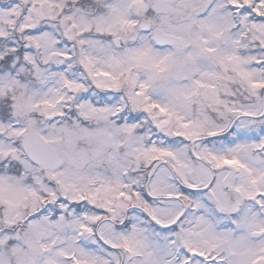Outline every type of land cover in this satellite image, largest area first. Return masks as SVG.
<instances>
[{"label": "snow or ice", "instance_id": "6c2138e0", "mask_svg": "<svg viewBox=\"0 0 264 264\" xmlns=\"http://www.w3.org/2000/svg\"><path fill=\"white\" fill-rule=\"evenodd\" d=\"M0 264H264V0H0Z\"/></svg>", "mask_w": 264, "mask_h": 264}]
</instances>
